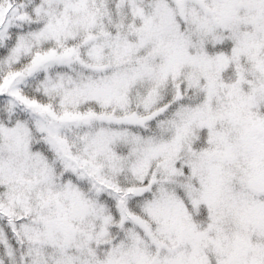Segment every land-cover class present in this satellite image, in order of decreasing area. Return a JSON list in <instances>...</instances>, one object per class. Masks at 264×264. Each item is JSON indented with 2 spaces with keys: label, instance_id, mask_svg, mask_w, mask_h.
Wrapping results in <instances>:
<instances>
[{
  "label": "snow or ice",
  "instance_id": "1",
  "mask_svg": "<svg viewBox=\"0 0 264 264\" xmlns=\"http://www.w3.org/2000/svg\"><path fill=\"white\" fill-rule=\"evenodd\" d=\"M0 264H264V0H0Z\"/></svg>",
  "mask_w": 264,
  "mask_h": 264
}]
</instances>
